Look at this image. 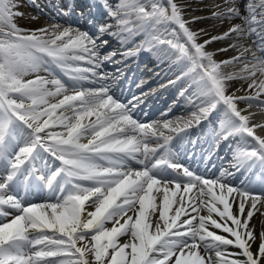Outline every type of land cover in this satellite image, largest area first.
I'll use <instances>...</instances> for the list:
<instances>
[{
  "label": "snow or ice",
  "instance_id": "obj_1",
  "mask_svg": "<svg viewBox=\"0 0 264 264\" xmlns=\"http://www.w3.org/2000/svg\"><path fill=\"white\" fill-rule=\"evenodd\" d=\"M23 6L0 0V264H264V227L257 236L250 223L264 216V123L248 112L264 110V0L216 4L212 19L240 23L203 42L206 31L190 27L203 18L185 19L177 0H91L104 17L95 32L22 28ZM53 7L71 17L76 5ZM233 36L252 44L218 49L238 55L217 61L207 46ZM142 51L168 77L161 88L179 86L187 119L142 122L147 93L125 101L113 90L123 72L105 65ZM235 80L253 91L236 95ZM205 123L206 164L222 144L231 152L219 175L197 174L173 151V134Z\"/></svg>",
  "mask_w": 264,
  "mask_h": 264
},
{
  "label": "rangeland",
  "instance_id": "obj_2",
  "mask_svg": "<svg viewBox=\"0 0 264 264\" xmlns=\"http://www.w3.org/2000/svg\"><path fill=\"white\" fill-rule=\"evenodd\" d=\"M61 1V2H60ZM74 1H76V0H67V2L69 3V4H73L74 3ZM66 0H59V2L58 3H55V5H57V4H60V5H67L66 3ZM177 2L178 3H180V4H182V5H186L185 6V8H188L189 9V11L188 10H186L185 11V19H188V20H191L193 17H196V18H203V19H197L196 20V22L195 23H192L191 25H190V27H191V29L192 30H194V31H197V30H200V29H204L205 31H206V33H207V35H202L201 36V39H200V42H203L204 40H206V39H209L210 37H212V36H218V35H222L225 31H227L228 30V28L229 27H231V25L232 24H237V23H240V21L239 20H233V21H231V22H229V21H227V20H225V21H223V22H221V21H219V20H216V19H212L211 18V14H212V12L214 11V10H217V9H215V5L216 4H223V2H224V0H207V1H205V4L206 5H200V6H198V5H196V4H198V3H195V5L196 6H192V0H187V2H185V1H183V0H177ZM24 4L26 5V6H28L27 5V1L26 2H24ZM68 4V5H69ZM194 4V3H193ZM221 4V5H222ZM76 5V4H75ZM190 5V6H189ZM189 6V7H188ZM196 7V8H195ZM191 8V9H190ZM204 8V9H203ZM83 9H85L84 10V12H86V14L89 12V6H88V8H86V4H84L83 5V7H78V6H76L74 9H73V12L74 13H76V15H79V17H77L78 19H81L82 17H84L86 14H84L83 12H82V10ZM197 10H201V13H195ZM54 11H55V13L57 14V12H56V9H54ZM83 13L84 15L83 16H80V13ZM26 15H25V17H28V16H38L39 17V19H37V20H33L34 22L35 21H38V22H41V21H43V22H45V23H47L48 21H51L50 20V18L48 19V17L47 16H44V15H40L39 13H37V14H35V13H33V14H31L32 13V9H28L27 11H26ZM98 14H99V16H94V18H95V25H97V24H101V23H104V17H103V15L101 14V13H99V12H97ZM103 17V19H101ZM207 17V18H206ZM210 17V18H209ZM86 18V17H85ZM28 19H30L29 17H28ZM76 23V22H75ZM39 25L40 26H42V24L41 23H39ZM95 25L93 26H91V25H89V26H87V28H85L84 27V25L82 26V25H80V28H82V29H87V30H89V31H92V32H95ZM236 38H235V36H233V38L232 39H225V40H222V41H215V42H213V43H211L210 45H208L207 46V50L208 51H211V52H215L216 53V55H215V59L217 60V61H223V60H228V59H230V58H232V57H234V56H236V55H238V54H234V52H232L231 50H229V51H226V52H220V51H218V49H221V48H226V45H229V44H231L234 40H235ZM250 40V39H249ZM248 41V40H247ZM118 47V45H116L115 44V42H111L110 43V47H109V51L110 50H112V49H115V48H117ZM145 52L146 51H142L141 52V54H139V56L138 57H142V55H144L145 54ZM232 52V53H231ZM148 53V55L149 56H147L148 58H151L152 57V61L154 62L153 64H155V65H153L151 62L152 61H149V60H147L146 59V57L145 58H142L141 60H140V62L137 64L136 63V61H138L137 60V58H134V60L133 61H130L131 60V58L133 57V56H131V57H129V59H128V61H130L131 63L130 64H132V63H136V64H134V68H136L137 66H139L138 67V69H136L135 71H131L130 72V67L132 66V65H130L129 63H127L128 64V66H127V68L126 69H120L122 72H123V76L120 78L122 81H124V82H126L127 84H128V86H129V88H130V92L133 90V89H135V91L133 90L131 93H129L130 95H128L127 96V98H132V96L133 95H137V96H139L142 92L143 93H147L148 94V91H150L151 90V92L149 93V94H152L154 91H155V87L157 86V84L159 85V84H166L167 83V79H168V77H164L162 74H161V76L160 77H157V75H156V73H159V72H161V69L159 68V67H157V60H156V58L151 54V53H149V52H147ZM155 58V59H154ZM116 59H121V57H119V56H117L116 57ZM140 59V58H139ZM146 59V60H145ZM118 65H121V64H118ZM130 65V66H129ZM136 65V66H135ZM109 66L110 67H112L113 68V64H109ZM241 66H243V64H236V65H230V66H228L227 68H226V71H227V69H228V72H231V71H234V72H238L239 71V69H240V67ZM115 68V67H114ZM116 68H118V67H116ZM115 68V69H116ZM117 70V69H116ZM114 72V71H113ZM113 75H115V76H119V73L116 71V73L115 74H113ZM130 79H132V80H130ZM142 80H149V81H142ZM231 83V85H232V89H230V90H234L235 88H240L241 87V85L243 86L242 87V89H241V91H239V92H237L236 93V95H246V94H248V92L249 91H243L244 90V83H242L240 80H236V82H230ZM115 84H118V81H116L115 82ZM125 84V83H124ZM146 84H148V85H146ZM139 86V87H138ZM133 88V89H132ZM136 88H138V89H136ZM177 88L179 89V86H177ZM168 89L170 90H172L173 89V87H168ZM167 89V92L169 91ZM158 93V92H157ZM157 93L155 94V97H154V101H156V95H157ZM165 96V95H164ZM164 96H162L160 99H158V101L156 102V104H158L159 102H160V104H159V112H161L160 110H168V109H166L167 107H169V106H171V107H174L175 106V108H174V110L175 109H177V106L175 105V104H171L170 102H171V100H169V99H164L163 101H160V100H162L163 98H165ZM145 99H146V97H145ZM145 103H147V102H145ZM146 106V105H145ZM241 108H244V103H241L240 105H239ZM183 110V109H182ZM164 111H162V113L164 112ZM180 111V110H179ZM188 113H191V112H188ZM161 113H159L156 117H155V119L153 120V121H163V120H156V118L160 115ZM184 113L183 112H181L180 111V113L179 112H177L175 115H179V116H181V115H183ZM185 115V114H184ZM183 115V117H185L186 119L190 116L189 114H186L185 116ZM160 117V116H159ZM171 117H178V116H171ZM171 117L169 118V119H171ZM173 120L172 121H174V119H176V118H172ZM140 120V119H139ZM260 120L262 121V120H264V113H263V115H260ZM153 121H151V122H153ZM176 121V120H175ZM257 121H259V119H254L253 118V122H257ZM205 128L208 130V128H209V126L206 124L205 125ZM256 133H257V135H259L260 134V136H264V131H261L260 129H257L256 130ZM195 192H196V190L194 191V192H192V193H190L189 194V197L190 196H192V195H194L195 194ZM39 198H36V199H34V201H36V200H38ZM171 215L173 214V213H170ZM109 227H110V225H108ZM264 227V226H263ZM258 236V235H257ZM253 247L255 248L256 247V245H253ZM230 251H231V249H230Z\"/></svg>",
  "mask_w": 264,
  "mask_h": 264
},
{
  "label": "bare ground",
  "instance_id": "obj_3",
  "mask_svg": "<svg viewBox=\"0 0 264 264\" xmlns=\"http://www.w3.org/2000/svg\"><path fill=\"white\" fill-rule=\"evenodd\" d=\"M183 1H185V2H187V0H183ZM205 1H207V0H192V6L194 5V6H196V5H198V6H204V5H206L205 4ZM38 2H39V0H38ZM59 2V0H44V7H45V9H46V11L48 12V10H49V5L50 6H52L53 7V5H55V3H58ZM61 2V1H60ZM66 4H68V2H67V0H66V2H65ZM90 4L91 3V0H76V1H74V3L73 4H76L77 6H80V5H84V4ZM194 3V4H193ZM195 3H198V4H196L195 5ZM40 4V3H39ZM61 4V3H60ZM222 4V3H221ZM40 5H42V3L40 4ZM184 6H186V5H184ZM190 6V5H189ZM188 6V7H189ZM54 8V7H53ZM196 8V7H195ZM28 9H33V8H30V7H28V6H26L25 4H24V6L20 9V11H22V12H24L25 13V15L27 14L26 13V11L28 10ZM90 9V8H89ZM191 9V8H190ZM204 9V8H203ZM85 10V9H84ZM83 10V11H84ZM186 10H188L189 11V9L188 8H185V11ZM36 11V10H35ZM98 11H95V10H89V12L86 14V12H85V16L84 17H82L81 19H78L77 17H75L76 18V20H77V22L80 24V25H84L86 28H87V26H89V25H95V18H94V16H99V14L97 13ZM32 13H33V11H32ZM31 13V14H32ZM38 13V12H37ZM45 13V12H44ZM100 13V12H99ZM195 13H201V10H197ZM49 14V13H48ZM53 17L55 18L54 19V21L53 22H57V23H62L61 21H62V18H63V16H58V15H53ZM86 17V18H85ZM58 18L60 19L59 21H58ZM70 18H73L72 16L70 17ZM207 18V17H206ZM210 18V17H209ZM49 19V18H48ZM101 19H103V17L101 18ZM88 20H91L93 23L92 24H89V23H87V21ZM16 23L18 24V26H20V27H22V28H36V27H39L40 25H39V23H37V21H33V20H31V19H28V17H24V18H20V19H17V21H16ZM90 27V26H89ZM244 40H237V39H235L232 43H237V44H241L242 42H243ZM231 43V44H232ZM230 45V44H229ZM229 45H226V48H228V46ZM209 47V46H208ZM232 52H234V51H236V49H230ZM229 51V50H228ZM231 52V53H232ZM147 56H149L148 55V53H147V51L145 52V54L144 55H142V57H146V59L147 60H149V61H152V57L151 58H148ZM141 57V58H142ZM145 59V60H146ZM155 59V58H154ZM117 60H120V59H117ZM127 60V59H126ZM114 66H113V68L112 67H110L109 66V64H106L105 65V67H104V71L105 72H108V73H110V74H115L116 73V69H126L127 68V66H128V64H127V61L125 62V60H123V63L121 64V65H118V64H113ZM116 67H118V68H115ZM138 67L139 66H137L136 68H134V65H132L131 67H130V72L131 71H135L136 69H138ZM243 68V66H241L240 67V69H239V71L241 70ZM226 70V69H225ZM114 71V72H113ZM238 71V72H239ZM227 72H228V69H227ZM231 72H234V71H231ZM142 81H147V80H142ZM232 82H236V80L235 81H232ZM242 83H244V90L243 91H253V90H248V83L247 82H244V81H241ZM124 83H126V82H124V81H122L121 79H119L118 80V84H115L114 85V88H113V90L116 92V94H120V96H124L125 97V95H127V94H129L130 93V88H129V86H128V84L126 83L125 85H124ZM155 91L152 93V94H150L149 95V93L151 92V90L150 91H148V94H147V96H146V102H147V108L146 107H143V108H141V105L139 106V108L136 110V115H138V117L140 116V117H142L143 119H145L146 121H151V119L150 120H148V118L149 117H151V116H153V115H155V113L157 112V107H158V105L159 104H156V102L158 101V99H160L163 95H165L166 93H167V95H166V98H171V100H173V102H171V104H175L176 106H177V109L178 110H180L181 112H183L185 115L186 114H191V113H188V112H192L193 111V109L191 108V106L187 103V101L184 99V98H181V97H179V89L177 88V86L176 87H173V89L172 90H170V91H168L167 92V88H161V87H159V85H157L156 87H155ZM175 91V92H174ZM156 92H158V94L156 95L157 96V98H156V101H154V95H155V93ZM174 92V93H173ZM145 99V98H144ZM160 101H162V100H160ZM151 103H153L152 104V106L151 107H149V105H151ZM182 104V105H181ZM159 108V107H158ZM181 108H184L183 110L181 109ZM176 110V109H175ZM175 110H172L171 112H169L168 114L167 113H162L161 115H160V117H161V120H173L172 118H176V117H171L173 114H174V111ZM180 111H177V112H179L180 113ZM176 112V113H177ZM175 113V114H176ZM184 115V116H185ZM174 116H176V115H174ZM171 117V119H169ZM179 117V116H178ZM260 135V134H259ZM177 136L178 135H176L175 137H174V140H173V146H174V144H175V139L177 138ZM228 148V145L227 144H222L221 145V147H220V149H221V152L219 153L218 152V154H217V156H219V154H221V153H223V151L225 150V149H227ZM220 151V150H219ZM224 157H226V158H229L228 157V155L226 154V155H224ZM219 158V157H218ZM228 160V159H227ZM227 160H226V162H227ZM231 160V159H230ZM226 162H223L222 163V165H221V167H227V165L228 164H230V163H226ZM205 173H207L208 175H210V176H212L213 174H216L217 175V169L215 168V169H209V170H206V171H204ZM37 196L40 198L37 202H40V201H42L45 197H43L42 195H40V194H37ZM189 196L186 194L185 195V198L187 199ZM258 207H260L261 208V211H264V206H261V205H258ZM170 214V213H169ZM202 215H206L207 213L206 212H202L201 213ZM171 215V214H170ZM193 215H195V213H193ZM183 218V217H182ZM217 219H219L218 217H217ZM262 221H264V216H261L260 214H259V212H257L255 215H254V217L252 218V220L250 221V223L251 224H254L255 226H256V234L257 235H259V232L262 230ZM209 228H210V226H209ZM210 230H212V231H216L217 232V234H223V233H220L219 232V230H216V229H211L210 228ZM223 235H227V234H223ZM213 258H215L214 257V255H213Z\"/></svg>",
  "mask_w": 264,
  "mask_h": 264
}]
</instances>
